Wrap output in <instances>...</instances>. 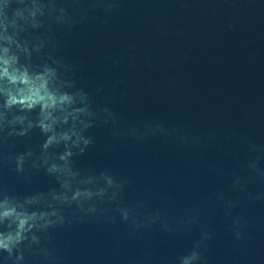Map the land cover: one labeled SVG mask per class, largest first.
<instances>
[{
	"label": "water",
	"instance_id": "95a60500",
	"mask_svg": "<svg viewBox=\"0 0 264 264\" xmlns=\"http://www.w3.org/2000/svg\"><path fill=\"white\" fill-rule=\"evenodd\" d=\"M44 3L65 7L71 20L46 19L21 39L41 46L34 69L48 64L73 85L65 91L87 94L93 126L84 135L92 144L84 155L73 150V187L106 195L91 202L96 213L57 207L65 223L35 233L49 256L28 253L27 264H179L197 250L206 264H264V177L246 166L264 171V2ZM16 114L36 121L39 110ZM9 130L0 132V198L39 196L29 211H51L52 194L64 190L45 167L32 166L47 137L39 128L26 137ZM28 152L17 172L15 157ZM125 210L141 222L161 219L137 229L123 220ZM0 264H11L6 253Z\"/></svg>",
	"mask_w": 264,
	"mask_h": 264
},
{
	"label": "clouds",
	"instance_id": "9594fccd",
	"mask_svg": "<svg viewBox=\"0 0 264 264\" xmlns=\"http://www.w3.org/2000/svg\"><path fill=\"white\" fill-rule=\"evenodd\" d=\"M14 3L18 7L13 10ZM46 19L63 24L69 22L71 16L65 7L48 5L44 0H0V132L10 129L8 136L26 137L31 130L39 128L47 139L42 145L44 155L32 166L45 167L49 175L57 177L64 190L60 194H52L54 203L47 204L51 211H29V207L41 204L43 198L39 196L29 197L23 203L7 195L0 198V255L6 253L11 264H27L28 253L37 256L43 254L45 258L49 256L47 249L40 248L41 240L35 233L46 232L65 223L57 207L75 204L86 214L96 213L97 207L91 202L96 197L106 195V189L93 191L90 188L73 187V182L79 177L72 168V160L77 155L73 150H79V155H84L92 144L84 135L93 126L89 122L93 114L87 94L65 91L73 85L62 81L57 69L48 64L34 69L31 64L33 51L39 53L41 46L33 47L28 40L21 39V33L29 27L33 30L44 28ZM21 57L26 62L22 63ZM37 110L39 115L36 121L30 120L27 115L16 114ZM9 114H12L11 119ZM61 145L64 148L62 153L55 157L48 155L49 149ZM32 155L28 152L16 156L15 170L24 172ZM246 166L264 177V171L256 163L248 162ZM104 179L109 188L118 187L111 177ZM94 182L91 179L86 181L87 184ZM236 185L241 191L245 190L240 186L241 181L237 180ZM232 204L229 200L228 205ZM122 216L125 222L131 218L137 229L148 228L161 219L159 214H150L141 222L139 218L131 216L128 210L123 211ZM165 227H168L166 222ZM236 236L237 239L243 238L240 232ZM205 239H210V236L206 235ZM179 264H206V261L197 250L181 257Z\"/></svg>",
	"mask_w": 264,
	"mask_h": 264
}]
</instances>
